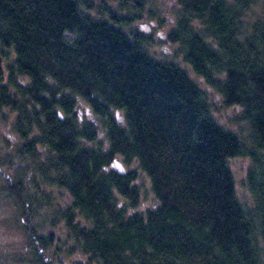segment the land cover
<instances>
[{
  "label": "trees",
  "instance_id": "obj_1",
  "mask_svg": "<svg viewBox=\"0 0 264 264\" xmlns=\"http://www.w3.org/2000/svg\"><path fill=\"white\" fill-rule=\"evenodd\" d=\"M176 1L165 39L223 106L240 109L236 130L214 117L186 69L121 29L140 17L127 7L140 11L141 0L99 17L86 0H0V110L16 112L15 155L31 160L26 173L68 192L56 214L89 262L264 264V19L244 20L259 0ZM233 156L249 160L250 202L238 194ZM117 157L148 176L153 205L136 209L138 173L111 168ZM26 173L7 194L28 220ZM27 228L42 257L52 234Z\"/></svg>",
  "mask_w": 264,
  "mask_h": 264
},
{
  "label": "rangeland",
  "instance_id": "obj_2",
  "mask_svg": "<svg viewBox=\"0 0 264 264\" xmlns=\"http://www.w3.org/2000/svg\"><path fill=\"white\" fill-rule=\"evenodd\" d=\"M93 5L89 11L99 17L100 10L104 8L117 9L119 0H86ZM130 1V0H129ZM140 11L127 7L130 15L138 12L140 17L130 25H123L121 29L126 32H138L148 36V43L144 47L158 59L173 60L182 66L188 74L196 80L202 88L207 90L208 99L211 102V111L214 117L223 125L236 130V116L240 109L236 106H223L220 96L213 89L204 85L202 79L194 74L189 65L177 52V43H169L165 39L166 31L174 26L179 15L180 7L176 0H141ZM134 13V14H138ZM244 20L252 22L256 19H264V0L255 2L246 14ZM79 119H88L86 106L80 103L75 108ZM16 112L9 107L0 110V264H94L88 261L86 254L81 252L76 240L67 230L64 220L57 217L56 210L64 208L71 202V197L66 190L54 184L42 183L39 175L29 171L26 173V165L31 166V160H22L15 155V148L23 141L14 130L13 124ZM98 140L102 134L98 132ZM97 143V140L88 144ZM40 149L39 147H37ZM36 159L41 160L43 154ZM233 172L236 188L240 197L250 202V196L246 192L244 179L249 160L244 156H233L228 159ZM111 168H134L138 173V185L140 190L139 203L136 209L143 211L153 205V198L148 176L134 163L125 165L119 157L115 158ZM118 169V170H119ZM19 170L25 171L21 185L24 196H28L30 212H27L28 220L23 216L24 209L18 207L17 201L8 196L7 184L14 179V174ZM32 170L34 167L32 166ZM38 184V185H37ZM36 185V186H35ZM77 219L84 221L78 214ZM26 222H28L26 224ZM35 235L52 234V241L44 247L42 257L36 255L32 248V242L28 234V228Z\"/></svg>",
  "mask_w": 264,
  "mask_h": 264
},
{
  "label": "water",
  "instance_id": "obj_3",
  "mask_svg": "<svg viewBox=\"0 0 264 264\" xmlns=\"http://www.w3.org/2000/svg\"><path fill=\"white\" fill-rule=\"evenodd\" d=\"M114 162H115V160H114ZM117 169H119V168H117ZM119 171H123L122 169H119Z\"/></svg>",
  "mask_w": 264,
  "mask_h": 264
}]
</instances>
